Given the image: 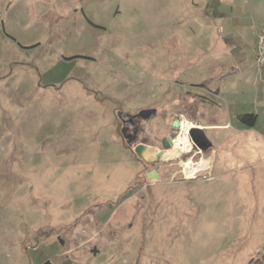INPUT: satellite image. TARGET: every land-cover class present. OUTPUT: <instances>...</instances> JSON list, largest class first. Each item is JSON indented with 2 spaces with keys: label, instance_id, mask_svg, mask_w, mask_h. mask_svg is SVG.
I'll use <instances>...</instances> for the list:
<instances>
[{
  "label": "rangeland",
  "instance_id": "1",
  "mask_svg": "<svg viewBox=\"0 0 264 264\" xmlns=\"http://www.w3.org/2000/svg\"><path fill=\"white\" fill-rule=\"evenodd\" d=\"M263 27L264 0H0V264L264 263ZM148 109L209 142L155 182L118 135Z\"/></svg>",
  "mask_w": 264,
  "mask_h": 264
},
{
  "label": "flooded vegetation",
  "instance_id": "2",
  "mask_svg": "<svg viewBox=\"0 0 264 264\" xmlns=\"http://www.w3.org/2000/svg\"><path fill=\"white\" fill-rule=\"evenodd\" d=\"M181 115L174 114L167 119V114L163 112L157 111V109H148L144 111H139L135 114H121L119 116L120 125L118 128V135H120L121 140L134 152V148L137 145H143L145 147L144 151L147 148L145 142L137 143V140L141 138L144 134H151L150 133V125L153 121L158 120L161 130L165 133L161 138L156 139L154 136L152 139L156 141L159 145V150L156 151L154 154V159L148 161L145 159H139L136 154L135 156L139 159V161L144 165H153V168L148 171H155L158 174V165L156 163L162 162L161 156L159 155L160 152L164 155L167 151L163 148L164 143L170 144L172 143L178 135L181 133ZM177 122V128L173 126V123ZM198 128V127H197ZM208 142V141H207ZM206 143V142H205ZM171 146V145H170ZM172 148V147H171ZM170 148V149H171ZM168 149V150H170ZM207 149L199 150L194 145L190 143V149L186 152L185 156L190 157L192 160L200 155L203 154L204 151ZM146 172L144 176L148 173ZM159 176V174H158ZM146 178V177H145ZM160 181V176L159 180ZM155 182V181H154Z\"/></svg>",
  "mask_w": 264,
  "mask_h": 264
},
{
  "label": "water",
  "instance_id": "3",
  "mask_svg": "<svg viewBox=\"0 0 264 264\" xmlns=\"http://www.w3.org/2000/svg\"><path fill=\"white\" fill-rule=\"evenodd\" d=\"M173 126L175 128H177V122H174L173 123ZM186 136H187V139H188L189 143H191L192 145H194L199 150H203L205 148L206 149L208 148L209 142H207V139L204 136L203 130H201L200 128H197V127H191V128H189V130L187 131ZM172 145H173V143H170V144H167V143L165 144L164 143L163 148L165 150H168L171 147H173ZM144 149H145V147L143 145H137V146H135L134 153L136 154V156L139 159H144V157H143ZM159 155L161 156V161H163L164 158H163L162 152H160ZM145 177H146V180H148V181H158L159 180V176H158V174L154 170L151 171V172H148L145 175ZM43 264H51V263L50 262H45Z\"/></svg>",
  "mask_w": 264,
  "mask_h": 264
},
{
  "label": "bare ground",
  "instance_id": "4",
  "mask_svg": "<svg viewBox=\"0 0 264 264\" xmlns=\"http://www.w3.org/2000/svg\"><path fill=\"white\" fill-rule=\"evenodd\" d=\"M181 127L183 128L184 133L180 134V136L177 137L172 142L173 143L172 146H173L174 150H180V151H186L187 152L190 149V143L187 139L186 133L190 128V124L185 122L184 124H181ZM174 157H175V155H174ZM206 165H207V161H201L197 165H192V163L189 162V163L185 164L186 168L184 170H182V174L184 175L185 178H186V176L195 177L199 172H202L206 169Z\"/></svg>",
  "mask_w": 264,
  "mask_h": 264
},
{
  "label": "built area",
  "instance_id": "5",
  "mask_svg": "<svg viewBox=\"0 0 264 264\" xmlns=\"http://www.w3.org/2000/svg\"><path fill=\"white\" fill-rule=\"evenodd\" d=\"M255 65L259 69L264 67V32L258 38V50L255 57Z\"/></svg>",
  "mask_w": 264,
  "mask_h": 264
},
{
  "label": "crops",
  "instance_id": "6",
  "mask_svg": "<svg viewBox=\"0 0 264 264\" xmlns=\"http://www.w3.org/2000/svg\"><path fill=\"white\" fill-rule=\"evenodd\" d=\"M262 30H263V31H262V33H263V32H264V27H263ZM260 35H261V33L258 35V38H259ZM258 38H257L256 44L254 45V57H256L257 50H258ZM181 118H182V119H181L182 122L184 121V122L190 124V128H191V127H198V128L201 127V128H202V126H201L200 124H196V123L192 122L191 120H187V119H185L183 115H181ZM181 124H182V123H181ZM210 166H211V165H210Z\"/></svg>",
  "mask_w": 264,
  "mask_h": 264
},
{
  "label": "trees",
  "instance_id": "7",
  "mask_svg": "<svg viewBox=\"0 0 264 264\" xmlns=\"http://www.w3.org/2000/svg\"><path fill=\"white\" fill-rule=\"evenodd\" d=\"M255 119H256V116H254L253 114L239 116L240 121L248 122L250 124V126L255 122ZM249 264H260V263L257 261L255 263H252V261H250ZM262 264H264V263H262Z\"/></svg>",
  "mask_w": 264,
  "mask_h": 264
}]
</instances>
